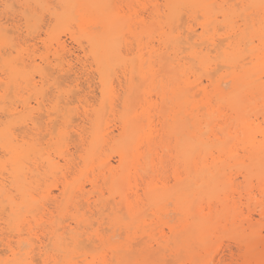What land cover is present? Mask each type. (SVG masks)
<instances>
[{"label":"rangeland","instance_id":"obj_1","mask_svg":"<svg viewBox=\"0 0 264 264\" xmlns=\"http://www.w3.org/2000/svg\"><path fill=\"white\" fill-rule=\"evenodd\" d=\"M45 1L47 2V5H49L47 9H40V6H37L34 0H0V28L3 26L1 31L6 38H8L7 40L15 46L14 50H12L13 48H10L11 51H13L10 56L18 57L22 52L23 59L25 60L28 58L26 59L27 61L25 60V64H27V66L30 65L28 66L29 69H27L33 71V73L30 71L31 73L29 74L32 75L35 73V75H33V84L31 83L29 86H27L24 79H21L22 81L20 79V81H13L15 82L13 83L10 82V77L7 74L8 72L5 73V70L1 68L0 64V79L3 82V86L0 89V95L2 98L5 97V102L7 101L6 103L10 106H6V108H12L13 105L10 104L12 102L15 104L13 108H17L16 112L19 113L18 116L29 115V119L34 121V123L36 122L34 129L31 128L30 120H28V128H25L28 130H24L23 127L20 128L23 125H15L16 127H13V131L16 130L14 133L16 132L15 134L18 135L19 138H21L20 135L25 136L26 138L23 137V140L26 142L37 144L41 157L43 156V159L45 157H49V159L51 158L54 161L56 168L55 171L50 173L47 168H45L46 165L43 163L44 161L39 159L40 157L33 158V156H31L33 163L31 162L29 165L31 170L28 176L31 181L35 180L36 182L38 180L37 184L39 186L33 185L37 186V188H33V197L38 199L39 202L32 200L29 210L35 214L37 221L29 218L31 223H29V226H27V223L26 225L24 224V230L21 232L22 236L18 237V233L12 231V228L7 225V212L0 209V250H4L5 246L3 245L7 243L15 249L19 241L17 239H23L24 242L21 243L22 246L25 244L23 249L30 250L35 243L42 242V239L43 243L47 244V240L51 236L49 234L57 231L52 239L53 247H48L49 252H47H51L50 254L53 255L54 258L53 260L50 259L48 262H51H47L48 264H197V262L205 259L215 260L216 264L230 261H239L240 264H262V262H264V164L250 166L246 171L242 167H240V169L238 167L236 169H233L235 167L230 168V170L226 172L228 174L225 173L224 175V177L226 176V180H230V184L226 183L225 179H222L225 180V184L220 183L204 186H199L197 184L194 185L195 187L192 186L188 189L181 188L177 183V176L179 175V178H184V173L179 170L180 174H175V169L179 166L175 155L176 152L173 150L176 141L175 137L171 135V138L170 135H163V131L168 129L167 125L172 123V120H170L172 117H168L170 118L168 119L163 114L165 117L164 120L162 113L160 114L159 112L162 106L164 109L166 108V113L173 109L170 100L167 99L164 101L165 104H163V100L161 99L162 91H160V85L163 82V84L166 83L164 89V91H166L165 93L169 92V89L172 87L168 75H165L162 72L156 73L153 78L154 85L146 88V93L143 95V92L141 91L144 87H147L145 85H147L149 81L146 83H140V80L136 78L135 74L131 75L130 67L125 68L124 66H118L119 68L114 71V74L111 77L112 81L110 79L113 94L110 98V104L111 107H114L106 108L108 106L106 105L103 111H100V114L103 117L101 119L102 123L100 129L104 132L102 134H106L105 132H107L109 136L104 138L105 141H103L104 139L101 140V144L103 145H99L101 146L98 150L99 153L97 152L95 157H93L94 163L87 165L88 160L86 158L89 155V143L95 126L96 115L100 110L103 100H106L107 96H104L106 90L103 83L99 80L97 67L89 53L87 41L84 38L82 39L80 35H77L79 33L76 26L77 24L72 23V26H69L71 28H69V30L73 32L71 35L69 33L70 31L65 30L66 26H59L57 20H55V16H53V14L51 15L52 12L59 13L61 11L58 0L57 2L56 0ZM217 1L218 4H221V0ZM116 2V7L119 12L125 16L131 15L134 22L140 23V19L151 21V18L153 17L158 18L161 22L167 20L166 16H168V12L166 13L165 11L167 10L165 0H150V2L149 0H134L131 1L132 4L135 2L133 7L128 6V4H130L128 3L129 0H116ZM142 6L147 7L144 9ZM154 10L156 11L155 16ZM138 19L139 21H137ZM182 19H184V21L182 20L183 23L185 21H191L190 24H192V29L196 30L197 35L200 34L201 30L199 26H196L197 24H195L200 18L195 22L193 17L192 22L191 18L187 19V15H184L182 16ZM27 22L29 23L27 24ZM54 24L57 26L58 30ZM137 25L138 23L135 27L138 28L139 26ZM164 25L163 22L162 26ZM185 25L186 24L184 23L183 26ZM183 26L181 25L179 27ZM183 28L179 29L180 31L184 30L183 36H186L185 33L187 34V31L185 27ZM164 29L166 30L165 26ZM55 32L56 34L60 33L58 34V37L60 38V42L62 44L64 43L63 46H66V52L64 50L62 51L61 48L57 49L58 46L56 41H53L54 37H52ZM221 33L222 32H220V34ZM13 37H15V39H13ZM125 37L127 38H125V41L127 40V42L122 44V55H125L124 57H126V60H130L139 54H143L144 59H148V51H151V49L155 50L156 54H165V49L160 44L156 34L154 35V38L151 39L143 37V41H145L142 46L145 49L140 46L142 51L138 49L135 40L131 38L132 35L125 34ZM76 38L79 40L81 39V41L78 42ZM152 43L154 46L151 45ZM145 44H148L149 46H146ZM46 46L49 47L46 48ZM6 50L9 52V49L6 48L0 50V53H4ZM49 50L52 51L49 52ZM7 51L6 53H8ZM212 53L213 52L209 55L212 62L215 63L213 57L216 56V54L214 55V53ZM49 54H51V56ZM86 54H88V56ZM157 57L159 58V55ZM157 57L154 56L152 60L155 69L158 70L160 69V59L158 60ZM32 58L35 59V63L31 65L30 63L32 62H30V59ZM41 59H43L44 62H42ZM1 60L2 59H0V63ZM189 62L192 64V61ZM47 66L49 67L46 68ZM212 67L216 69V66ZM217 69L216 76L222 74L223 71L219 66ZM37 70H41L42 73L44 72L45 77H40ZM47 74H49V76ZM58 75H60V77ZM131 76H133V84L136 82L135 85L137 84L136 86L140 90L139 93H137L136 89L130 86L129 79ZM189 76L193 79L192 81H194L195 78L196 80L201 78V81L203 83L205 82L203 85L206 84L207 75L205 76V73L202 71H198L196 77L195 75ZM160 79H162V81ZM10 87L12 88L11 90ZM131 94V97L133 98L132 101H134L133 104L135 105V107L133 106V109L139 114L138 116L140 118L142 117V109L147 108L148 104L152 103V109L150 108L149 111L150 121H152L151 126H153V128L149 131L148 127H146L145 132H149L153 141L158 143L157 148L154 151L155 154L153 153L154 156L152 158L154 164L153 169L155 171H151L150 173L149 171L147 172L141 167H138L140 169L136 168V170L131 172V178L133 181L131 180L132 183L130 185H122L119 190L115 189V191H110V188L108 190V183L105 182L106 184L102 186L101 182L104 184V181L101 179L103 175H101L102 173L99 164L109 162L112 167L118 165V156L116 152L118 147L114 143L115 140H111L108 137H111L112 135L113 137L116 136L115 139H117L120 130L117 128H120L119 126H121L119 125L121 124L119 121L122 120L121 116L124 112L123 101L125 98H130L129 96ZM167 95L166 98H168ZM143 98H146V101L143 102ZM14 101L18 102L15 103ZM27 101L30 103L31 107L28 109L22 108L21 104L26 103ZM6 103L4 105H7ZM67 103H69V105ZM139 104L144 106L141 107ZM4 105L2 106L4 107ZM3 114L4 113L0 111V122H5V119L7 118L10 120L6 114H4L5 116ZM130 116L131 113L129 114V117ZM143 118L144 117H142V119ZM71 119H73L72 122ZM75 119L76 121H74ZM53 123L54 125L52 126ZM143 123L145 124L146 121L144 120ZM163 124H165L164 128ZM103 129H106V131H103ZM18 130L21 133H19ZM25 131L26 133H24ZM52 132H54V134ZM70 136L72 137L69 138ZM161 138L163 139L164 144H168L167 149L165 147L163 149L164 145L162 147L160 146ZM64 148H67V151H65ZM60 149H63V151ZM146 149V145L141 148L142 151H146ZM63 152L68 155L64 160L59 158V154ZM242 152L240 151L238 153L239 158H241ZM244 153V156H246V152ZM72 154L73 156H71ZM0 158L2 160L4 159L1 148ZM67 158L69 159L67 160ZM70 162L71 164H69ZM247 163L248 162L246 161V164ZM259 170H262L261 174L260 172L258 173ZM152 172H155V175ZM55 173L56 179L54 177ZM250 173L252 175H250ZM36 175L37 178L34 177ZM47 176L49 177L47 178ZM93 177L98 181L96 185L97 187H92L90 184L89 180L94 179ZM99 180L102 181L100 182ZM69 181L73 184V193L71 194V197H73L69 204H66V211L63 210L62 212L61 209L65 206V200L64 196H62L63 199L60 197V192L62 186L65 185L64 183ZM148 183H151V186L148 185ZM78 185L83 186L84 190L81 193H74V187L76 186L77 188ZM50 192L51 194H49ZM97 194H99V196ZM156 194H158V199L153 200L151 196L154 197ZM85 195H90L88 196L89 200L85 198L87 197ZM111 200L113 201L112 203ZM129 209H132L131 213L128 212ZM38 220L40 222H38ZM45 220H47V222ZM42 221L44 222V225L42 224ZM40 223L41 225H39ZM37 225L38 227H35ZM51 225L52 227L55 226L54 229H52ZM30 226L32 227L31 229ZM27 228L30 229L29 232ZM63 229L65 230V233ZM26 231L29 233V236L31 234L33 236L31 235L29 237ZM59 232H63L67 235H64V237H67L65 238L67 240H64L63 242V246L65 247L70 244V246L65 249L67 252H62L58 247V243L60 242ZM33 237H35L34 240ZM76 240L77 246L75 244ZM33 241L35 242L34 244ZM30 244L32 245L30 246ZM70 250H75L76 252H71ZM0 252L2 253L0 254V257H2V255L3 258L4 256L6 257V252ZM37 254L38 252L36 249L31 252L29 255L30 261L32 260V262L35 261L37 264H43L40 261L41 259H38L39 256H36ZM36 257L38 260L35 259ZM74 257L75 259H72ZM35 263L33 262V264Z\"/></svg>","mask_w":264,"mask_h":264},{"label":"bare ground","instance_id":"obj_2","mask_svg":"<svg viewBox=\"0 0 264 264\" xmlns=\"http://www.w3.org/2000/svg\"><path fill=\"white\" fill-rule=\"evenodd\" d=\"M34 1L36 2L37 6H40V9L41 8L47 9L49 6L47 5V2L45 0H34ZM131 1L134 0H129L128 3L130 4H128V6L133 7L135 2L132 4ZM165 2H166L165 3L166 8L168 10V11L165 10L166 13L168 12V16L165 15L167 17V20L163 21L166 30L164 29V26H162L163 22H161L156 17L151 18L152 19L151 21L148 20L145 21L140 19L141 20L140 23L134 22L133 21L134 19L131 17V15L125 16L119 12V10L116 7L117 4L116 0H58L59 6L61 7V11L59 13L56 12L51 13V15L53 14V16H55V20H57L59 26H63V27L66 26L65 29L66 31H70L69 26H72L71 25L72 23L77 24L76 26L79 32L77 35H80L82 39L84 38L87 41L89 46V53L92 56L97 67L99 80L101 83H103V86L107 91L104 92V96L105 95L107 96L106 100H103L100 110L97 112L96 115V122L91 135V141L89 143L90 144L88 151L89 155L86 158L88 160L87 165L94 163L93 157H95V154L97 152L99 153L98 151L99 147L103 145L101 144V140L104 139L106 136H109L107 132H105L106 134H102L104 132H102V129H100L102 123L101 119L103 118L100 113L103 111L106 105L110 106V107L107 106L106 108L114 107V106L111 107L110 104L111 101L110 98L113 95L111 89L112 83H110V79L113 76L114 71H116V69L119 68L118 66H124L125 68L130 67L131 75L135 74L136 78L140 80V83H146L149 81V83L145 85L147 87H144V89L141 91L143 92V95L146 93L145 92L146 88L154 85L153 78L155 77L156 73L162 72L163 74L168 75V77L170 78L172 87L169 89V92L165 93L166 91H164V89L166 83L163 84L164 82L160 85V91H162L161 99L163 100L162 101L163 104H165L164 101L168 99L172 103L170 104L173 105V109L170 112L167 111L166 113L165 112L166 108L164 109V107L162 106L159 112L160 114L162 113L164 120H165L164 115L167 118L172 117L171 119L168 118L172 120V123L169 124L167 123L168 127L167 126L166 127L168 129L166 128L167 130L163 131L164 132L163 135L164 136L172 135L175 137L176 141L173 150L176 152L175 155L178 160L177 164H179V166L176 167L175 169V174L176 175L180 174L179 170H181V172L184 173V178H179V175L177 176L178 178L177 183L181 186V188L188 189L197 184L199 186L220 184V183L225 184L226 176L224 177V175L228 170H230V168L235 167L233 169H236L238 167L240 169V167H242L246 171V169H248L250 166H255L257 164L258 165L264 164V0H221V4H218L217 0H165ZM142 7L146 9L147 6H142ZM155 15H156V11L154 10V16ZM184 15H187V19L191 18L192 22H193V17L195 22H197V19L200 18L198 19L197 23L194 22L195 24H197L196 26H199L201 30L199 35L196 34V30L192 29V24H190L191 21L190 22L185 21L184 23L186 25L183 26L184 19H182V16ZM137 21H139V19ZM28 23L29 22H27V24ZM137 23H138L137 26H139L138 28L135 27ZM181 25L185 27L187 31V34L185 33L186 36H183L184 30H182L183 31L182 32L179 29V28H183V27H179ZM2 28H0V50H4L8 48L9 52L6 50L8 53H6V51L4 53H0V59H2L0 63L1 68L5 70V73L8 72L7 74L10 77V82L13 81L16 82L17 80L20 81L21 79H24L27 86H29L34 79L33 75H35V73L32 75L29 74L31 73L30 71L32 70H28L29 69L28 66L30 65L27 66V64H25L27 61L26 59L28 58H26L25 61L23 59L24 57L22 55V52L19 54L18 57L10 56L13 52L11 51V49L13 48L12 50H14L15 46L12 45L11 42L7 40L8 38H6V36L1 31ZM136 29L139 30L137 31ZM220 32L222 33L220 34ZM69 33L72 35L73 32L70 31ZM58 34H56V32L53 33L52 35V37H54L53 41H56V44L58 46L57 49L61 48L62 51L64 50L66 52L65 50L66 46H63L64 43L62 44L60 42V38L58 37L59 36ZM125 34L132 35L131 38L135 40L136 42L135 44L137 45L140 51H142V49L140 48L143 47L142 45H144L143 42L145 41V40L143 41V37H145L146 39H151L154 38V35L156 34L160 44L166 50V51L164 50L165 54L163 53L156 54V51L151 49V51H148L149 53L148 59H144L143 54L142 55L139 54L138 56L133 57L130 60H126L125 59L126 57H124L125 55L124 56L122 55V50H123L122 44L124 42H127V40L125 41L126 38ZM13 39H15V37H13ZM76 40H78V42L81 41V39L79 40L77 38ZM10 44L14 47H12ZM151 45H153V43ZM146 46L149 45L147 44ZM48 47L46 46V48ZM51 51L49 50V52ZM211 52H213L214 55L216 54V56L213 57L214 58L213 61H215V63L212 62L211 57L209 55ZM87 53H88V49H87ZM49 55L51 56V54ZM86 55L88 56V54ZM158 55L159 58L157 57ZM154 56L157 57L158 60L160 59L159 61L160 69L158 70L155 69L153 65L152 58ZM188 59L189 61H192V64L191 62L188 61ZM41 60L42 62H44L43 59ZM30 62H32L30 63L32 65L33 63H35V59L33 58L30 59ZM217 65L220 67V69L223 70L222 74L218 76H216L217 75L216 71L218 70ZM212 66L214 67L216 66L217 70ZM48 67L49 66H47L46 68ZM198 71L204 72L205 76L207 75L206 77L207 81L205 85H203L205 82L203 83L201 81V78H198V80H196L195 78L194 81H192L193 79L190 78L189 75H195L196 77V73ZM37 72H39L40 77H45L44 72L42 73L41 70L39 71L37 70ZM48 72H53V71H48ZM47 75L49 76V74ZM58 76L60 77V75ZM160 80L162 81V79ZM129 82H130V86L136 89L137 93H139L140 90L137 88L136 86L137 84L135 85L136 82L133 84V76L130 77ZM2 83L3 82L0 79V89L3 86ZM11 89L12 88L10 87V90ZM165 94L166 95L169 94L167 95L168 98H166ZM131 96L132 94L129 96L130 98L128 99L125 98V100L123 101L124 112L121 116L122 120L119 121L121 122V124H119L121 126H119L120 128H117L120 129L119 134L117 135V139H115L116 137L115 135H114L115 137H113L112 135L111 137H108L111 140H115L114 143L118 147L117 148L118 150L116 151L118 156L117 158L118 165L116 167H112V165L109 162L99 164L102 173L100 174L103 175L101 179L104 181V184L103 182H101L102 180L99 181L102 183V186L108 183L109 184L108 190L110 188V191L111 190L115 191V189L119 190L120 186L122 185L123 186L130 185L132 183L131 180L133 181V179L131 178L132 176L131 172L133 170H136V168L138 167H141L142 169H144L147 172L149 171L150 173L151 171H155L153 169L154 164L152 158L155 154L154 151L156 150L158 143H155L153 141V139L151 138V134L149 135V132L148 133L145 132L146 127H148L149 131H151L150 129L153 128V126H151L152 121H150V111H149V109L152 107V103L148 104L147 108L142 109L141 113H142V117H144L142 119V117L140 118L138 116L139 114H137L134 111L135 109H133V106L135 107V105L133 104L134 101H132L133 98ZM142 101L143 102L146 101V98L145 99L143 98ZM6 102H5V97L2 98L0 95V111H2V113L6 114V116L10 118V120H8L7 118L5 119V122L2 121L0 122V148L2 149L3 157H4L3 160L0 158V209L2 211L7 212L6 214L7 225H9V227L12 228V231H16L18 233L17 236L19 237L22 236L21 232H23L26 223L27 226H29V223H31L30 222L31 220H29V218H32V220L34 221H37L35 214L30 212L31 210H29L30 203L32 202V200H36L37 202H39L38 199H35L33 197V191H34L33 188H37V186H39L37 184L38 180L36 182L35 180L31 181L28 176L31 170L29 167V165L32 162L31 156H33V158L40 157L39 159H42V161H44L43 163H45L46 165L45 168H47L48 172L50 173L55 171L56 168L54 161L51 158L49 159V157H45L43 159V156L41 157L40 151L37 148L38 146L37 144H34L33 142L28 143L25 140H23V137L25 136L20 135L21 138H19V136L15 134L16 132L14 133V131L16 130L13 131L14 129L13 127L15 125L17 126L23 125L20 128L23 127L24 130H28L25 129L28 128L29 123L27 121L30 120L32 129L35 128L36 122L34 123V121L29 119V115L18 116L19 113L16 112L17 108H13L15 104L11 102L10 104H12L13 107L8 108L10 106ZM5 103L7 105H4ZM67 104L69 105V103ZM2 105H4V107ZM6 106L8 107L6 108ZM21 106L22 108L25 109L31 107L28 101L26 103L21 104ZM140 106L143 107L144 105H140ZM130 113L131 116L129 117ZM73 119H71V122ZM144 120L146 121L147 124L143 123ZM74 121H76V119ZM54 123L52 124V126L54 125ZM164 125L165 124H163V128ZM106 129L105 130L103 129V131H106ZM19 133L21 132L19 131ZM24 133H26V131ZM52 133L54 134V132ZM72 136H70L69 138H71ZM160 140H161V145L160 144L159 145L161 147L164 145L163 149L164 147L167 149L168 144H164L162 138ZM103 141H105V139ZM100 144L101 146H99ZM144 145L147 146L146 151L141 150V148ZM61 151H63V149ZM65 151H67V148L65 149ZM240 151L241 152L243 151L241 158L238 157V153ZM244 152H246V156H244L245 154ZM66 156L68 155L67 153L65 154V152L59 154V158L63 160L66 158ZM71 156H73V154ZM68 159L69 158H67V160ZM246 161L248 162L247 164ZM71 162L69 164H71ZM261 171L259 170L258 173L260 172L261 174L262 173ZM152 173L155 175V172ZM251 173L250 175H252ZM55 176L56 173L54 177ZM34 177L37 178V175ZM48 177L49 176H47V178ZM89 181L92 187H97L96 186L98 183L97 179L94 178ZM229 181L230 180L227 179L226 183L230 184ZM64 184L65 185L62 186V190L60 192L61 194L60 197L62 198V196H64V200H65L64 202L65 206L61 209L62 212L63 210H65L66 204L67 203L69 204V202L72 200L73 197V196L71 197V194L73 193L72 192L73 184L70 183V181ZM33 185H37V186H33ZM148 185L151 186V183L150 184L148 183ZM74 189H75L74 193H81L84 190L83 186H79V185L77 188L75 186ZM49 194H51V192ZM97 195L99 196V194ZM88 196L85 198L88 199ZM151 198H153V200L158 199V194L154 195V197L151 196ZM112 202L113 201L111 200V203ZM131 210L129 209L128 212L131 213L132 212ZM39 220L38 222H40ZM45 221L47 222V220ZM42 224L44 225V222ZM39 225H41V223ZM35 227H38V225ZM54 227H52V229H54ZM28 228L27 230L29 232V230L32 227L30 226V229ZM28 232L27 235L29 234ZM56 232L57 231H54L51 234H49L51 236L47 240L48 241L47 244L43 243V239L41 240L42 242H40L41 244L35 243L33 241V244L34 243L35 244L32 246V249L30 250L23 249V247H25V244L23 246L21 244L24 242L23 239H17L19 241L15 249L9 243L3 245L5 246L6 250L4 249L0 251L6 252L7 255L6 257L4 256V258L3 255L2 257H0V264H33V262L35 263V261L33 262L32 260L30 261L29 255L31 252L35 251V249L38 252L36 256L37 257L39 256L38 259L39 260L41 259L40 261L43 264L50 263L51 261L50 262L48 261L50 259L53 260L54 258L53 255L50 254L51 252L48 253L49 252L48 247L51 246L53 247L52 239L56 235ZM64 233L62 232L59 235L60 242L58 243V247L62 252H67V250L65 249H67V247H69L70 244H68L67 247L63 246L64 240H67L65 239L67 238L66 237L67 235ZM64 235L66 236L64 237ZM34 238L35 237H33V240ZM36 244H40V245H36ZM75 244L77 246V240ZM31 245L32 244H30V246ZM70 251L76 252L75 250H70ZM0 254L2 253L0 252ZM37 257L35 258L36 260H38ZM72 259H75V257Z\"/></svg>","mask_w":264,"mask_h":264},{"label":"snow or ice","instance_id":"obj_3","mask_svg":"<svg viewBox=\"0 0 264 264\" xmlns=\"http://www.w3.org/2000/svg\"><path fill=\"white\" fill-rule=\"evenodd\" d=\"M197 264H216V262H215V260L205 259L203 261L197 262ZM222 264H240V262L239 261H230V262H222ZM262 264H264V262H262Z\"/></svg>","mask_w":264,"mask_h":264}]
</instances>
